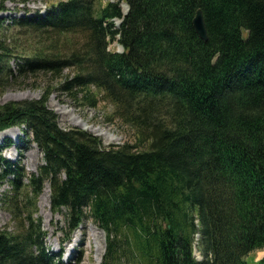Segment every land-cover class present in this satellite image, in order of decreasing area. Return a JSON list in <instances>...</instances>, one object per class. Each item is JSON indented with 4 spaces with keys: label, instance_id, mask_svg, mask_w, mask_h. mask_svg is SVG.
Here are the masks:
<instances>
[{
    "label": "trees",
    "instance_id": "16d2710c",
    "mask_svg": "<svg viewBox=\"0 0 264 264\" xmlns=\"http://www.w3.org/2000/svg\"><path fill=\"white\" fill-rule=\"evenodd\" d=\"M44 1L42 12L0 16V93L18 75L57 81L39 99L0 105V134L18 127L43 154L29 173L3 156L15 142L0 144V190L10 184L17 222L0 230V264H64L38 215L47 186L51 210L67 211L64 243L87 219L105 230L101 264H119L125 242L132 264L137 254L148 264H264V0H124L127 14L120 2ZM8 2L30 0H0V14ZM199 9L208 41L193 24ZM53 89L81 106L110 102L135 139L106 146L63 129Z\"/></svg>",
    "mask_w": 264,
    "mask_h": 264
},
{
    "label": "rangeland",
    "instance_id": "374dc122",
    "mask_svg": "<svg viewBox=\"0 0 264 264\" xmlns=\"http://www.w3.org/2000/svg\"><path fill=\"white\" fill-rule=\"evenodd\" d=\"M104 4L105 1L101 0ZM112 2H120L121 9L125 14V7L127 3L124 0H110ZM47 2L44 0H30L29 4L19 5V10L16 7V3L8 2V8L10 12L0 14L12 15L14 17H23L26 15L27 9L31 10L27 12L28 15L39 10L44 11ZM116 26L120 25V20L113 21ZM248 32L245 31L244 37H247ZM78 41L79 37H75ZM117 42L111 43L109 49L112 51L122 52ZM18 60L12 59L11 65L13 69H16ZM55 77L39 73L28 76H19L13 82V85L8 87L7 90L0 93V105L9 103L11 101H22L25 99H39L43 95V90L47 86L49 88L56 84ZM26 95L24 97H21ZM49 107L58 115L59 124L63 129L82 128L87 130L103 140L104 145H121L124 142H131L135 138V132L132 128L124 125L123 122L118 120L114 116L115 107L108 101L101 100L98 107L91 108L87 106H81L79 101H76L74 96L70 93H66L57 89H53V93L48 101ZM88 127V128H87ZM10 132L4 136L2 134ZM101 135H100V134ZM10 138L15 142L11 147H8L4 151V155L8 160L16 162L21 160L24 167L29 173L37 171L38 166L42 164L43 154L37 147V144H32L27 140V137L22 134V131L18 127L7 129L0 134V144L5 139ZM23 138V139H22ZM46 190V189H45ZM44 190V192H45ZM13 190L9 183H5L0 190V230L13 231L16 229L17 222L13 220V215L9 208L5 204L7 196L12 194ZM43 195H41L38 203V215L42 219L43 231L46 232V244L52 249L53 253L62 254V261L64 264H93L97 262V256L100 255V263L104 259L106 253L107 238L105 230H102L99 225L92 219L85 220L83 226L76 230L71 238V241L64 243L67 235H69L68 227L66 224L67 211L63 209L61 212L54 213L51 210L50 205V193L48 204L43 203ZM127 234V232L125 231ZM122 236L121 238L124 240ZM198 234L194 236L193 251L196 259L202 260V255L198 245ZM64 243V244H63ZM63 248V250L60 249ZM126 242L122 244L120 253L122 254L119 264H132V259L129 260ZM264 258V250L259 251L256 255L257 260ZM136 264H148L143 260L140 255L137 254L135 262Z\"/></svg>",
    "mask_w": 264,
    "mask_h": 264
},
{
    "label": "water",
    "instance_id": "95a60500",
    "mask_svg": "<svg viewBox=\"0 0 264 264\" xmlns=\"http://www.w3.org/2000/svg\"><path fill=\"white\" fill-rule=\"evenodd\" d=\"M127 13H128V11L125 14H127ZM193 19H194L193 24H194V27H195L196 32L198 33L199 37L204 41H208V33L206 31L207 28L205 25V21L203 19L202 10L199 9L197 11L195 18H193ZM167 227L171 228L170 226H167Z\"/></svg>",
    "mask_w": 264,
    "mask_h": 264
},
{
    "label": "bare ground",
    "instance_id": "6f19581e",
    "mask_svg": "<svg viewBox=\"0 0 264 264\" xmlns=\"http://www.w3.org/2000/svg\"><path fill=\"white\" fill-rule=\"evenodd\" d=\"M124 9H125V12H127L128 11V5ZM24 96H26V95H23L21 97H24ZM8 133H10V132H6V133L2 134L1 136H4V135H6ZM49 192H50V189H49V186H47L45 192H43L44 193V195H43V203L44 204H48V202H49ZM99 263H100V255L98 254V256H97V262L96 263H93V264H99Z\"/></svg>",
    "mask_w": 264,
    "mask_h": 264
},
{
    "label": "built area",
    "instance_id": "2783aa9c",
    "mask_svg": "<svg viewBox=\"0 0 264 264\" xmlns=\"http://www.w3.org/2000/svg\"><path fill=\"white\" fill-rule=\"evenodd\" d=\"M108 1H110V0H108Z\"/></svg>",
    "mask_w": 264,
    "mask_h": 264
}]
</instances>
